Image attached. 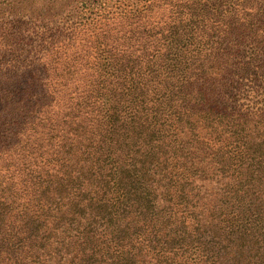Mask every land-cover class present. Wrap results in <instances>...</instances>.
Masks as SVG:
<instances>
[{
  "label": "trees",
  "instance_id": "16d2710c",
  "mask_svg": "<svg viewBox=\"0 0 264 264\" xmlns=\"http://www.w3.org/2000/svg\"><path fill=\"white\" fill-rule=\"evenodd\" d=\"M0 264H264V0H0Z\"/></svg>",
  "mask_w": 264,
  "mask_h": 264
}]
</instances>
